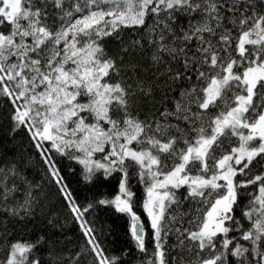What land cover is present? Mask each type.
I'll return each mask as SVG.
<instances>
[{
    "label": "snow or ice",
    "instance_id": "obj_1",
    "mask_svg": "<svg viewBox=\"0 0 264 264\" xmlns=\"http://www.w3.org/2000/svg\"><path fill=\"white\" fill-rule=\"evenodd\" d=\"M0 131V264H264V0H0Z\"/></svg>",
    "mask_w": 264,
    "mask_h": 264
},
{
    "label": "trees",
    "instance_id": "obj_2",
    "mask_svg": "<svg viewBox=\"0 0 264 264\" xmlns=\"http://www.w3.org/2000/svg\"><path fill=\"white\" fill-rule=\"evenodd\" d=\"M7 143L8 148L12 149L17 156L26 155L27 149V142L23 139L22 134L17 136L16 141H5L4 134L0 131V150L4 149V145ZM15 143V148H13V144ZM28 171L30 175L36 177L37 180L40 178L41 170L39 166V161L34 160L30 162L28 165ZM69 180L72 183V186L77 189L78 194L83 197L85 195H91L96 189H86L83 186L79 185L77 179L74 175L69 176ZM67 223L65 224L66 228V235L71 239L73 234L77 231L74 225L71 222V217H66ZM98 221L102 222L105 226L111 229L110 233L106 236V243L109 245L110 248L119 249L121 246H127L130 243L129 237L125 233V222L120 217L113 215L112 213L100 211L98 213ZM46 230L50 231L48 226L46 225L45 221L37 217V219L33 222V224L29 225V231L32 234H35L38 230ZM107 231V229H106ZM28 233H25V237H27Z\"/></svg>",
    "mask_w": 264,
    "mask_h": 264
}]
</instances>
